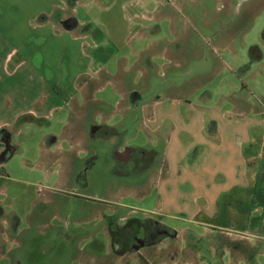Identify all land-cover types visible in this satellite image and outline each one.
Returning <instances> with one entry per match:
<instances>
[{"label":"rangeland","instance_id":"obj_1","mask_svg":"<svg viewBox=\"0 0 264 264\" xmlns=\"http://www.w3.org/2000/svg\"><path fill=\"white\" fill-rule=\"evenodd\" d=\"M7 1L13 0H1V4L6 5ZM17 1L14 0V4ZM36 1L43 5L50 2L27 0V3ZM249 3L243 0H83L74 6L75 18L84 24L78 30L88 32V38L82 42L83 51L78 48L79 42H72L66 35L57 37L53 35L54 31L22 25V31L13 32L18 27L17 23L26 21V17L14 15L12 26L8 27L9 38L15 45L10 67L22 59L26 60L37 67L47 82L59 89L66 88L77 71L83 70L85 75L89 72L94 79L81 80L80 84L84 83V86L80 87L85 88L81 102L99 105L97 100H103L108 104L109 115H116L114 110H117V102L121 98L117 89L123 90L122 85L125 84L130 91L136 90L143 95V101L160 102L162 113L175 121V140L182 138L180 132L184 123L178 121L179 115H196L195 120H200V117L209 120L216 116L220 123L229 119L225 118L226 114L232 115L229 110L233 107L228 100L236 95L230 94L226 85L236 79L229 69L228 51L218 42L227 38L228 31L236 29L249 7L252 10L251 26L245 33V39L249 42L258 40L264 29V0ZM192 78L197 81L196 86L191 84ZM246 81L252 101L259 99L264 94V80L256 74L254 79ZM189 87L193 89L192 95L187 93L191 90ZM59 114H55L46 126L12 127L9 133L13 136L7 133L0 140V164L8 156L4 148L10 145L16 148V152L3 164V171L0 170V264H34V258L39 264H144L141 262L146 260L168 264L184 260L178 248L183 236L179 230H174L177 234L173 239L151 245L154 248L141 256L130 253L116 255L110 245L106 255L86 254L84 246L89 237L95 235L101 239L103 232L99 230L102 227L99 222H103L101 212L105 208L108 214L110 209L113 214L122 209L117 214L131 218L150 214L172 228L185 230L187 239L183 240L188 250H184L187 261L182 264H194L195 251L191 247L195 242L201 246L203 258L210 264H264V201L253 200L241 205L235 203V194L231 191L222 193L213 201L212 194L215 193L196 189L202 181L200 176L186 177L178 174L177 169L169 176L165 209L160 207L156 191L140 199L126 191L99 188L105 177L100 173H95L89 186L77 183L73 176L67 181L65 176L57 175L55 171L65 169L70 165L69 161L63 156L46 159L39 151V145L45 143L48 135V145L52 136L58 138L56 145H50L54 151L58 146L62 152L71 150L66 154L79 149L78 143L72 145L68 140L65 131L68 126L58 121ZM101 115L104 117L99 119L104 123L106 115ZM117 120L115 116L108 124L114 125ZM227 125L225 122L222 128L226 136L232 131ZM116 132L118 140H126L122 129ZM90 136V130L86 129L82 136L84 147L92 148L94 138ZM126 142L129 146H148V137L140 132ZM179 148L182 152L183 144L173 141L170 149L174 150L176 157ZM224 149L221 148L222 153L213 160V167L227 172L231 160L228 156L222 157ZM95 154L91 151L74 155L73 159L79 157V160L73 161V169L83 171L87 160ZM203 178L215 184L212 173ZM186 181L196 186L186 191ZM228 181L225 179L226 183ZM243 194L246 196V192ZM196 210L200 214L194 219ZM203 216H209L211 223L200 222ZM115 224L108 221L106 227L109 230ZM206 231L212 232L213 238L204 234L196 241L190 239L191 232ZM107 235L110 236L109 233ZM93 247L99 249L95 245ZM35 249L40 250L36 252ZM3 253L5 255L1 256Z\"/></svg>","mask_w":264,"mask_h":264},{"label":"crops","instance_id":"obj_2","mask_svg":"<svg viewBox=\"0 0 264 264\" xmlns=\"http://www.w3.org/2000/svg\"><path fill=\"white\" fill-rule=\"evenodd\" d=\"M82 1L50 0L48 4L43 5L39 2L37 4V1L34 4L27 3V0H18L14 4L13 0L10 3L7 1L6 5H2L0 0V140L9 133V130L13 129L12 127L19 129L20 127L46 126L55 114L60 113L58 121L65 127L68 126L66 127L67 129L64 127L68 140L72 145L78 143L79 149L73 150L75 152L72 154H66L71 150L62 152L58 146V149L54 151L50 145L52 143L56 145L58 138L52 136L51 139L53 138V140L48 145L50 136L48 135L45 143H42L41 146L39 145V151L41 156L46 159H60L63 156L65 160L69 161L70 165L66 166L65 169L55 171L57 175L65 176L67 181L73 176V179L77 182V176L80 172L78 169H73V161L79 160V157L73 159L74 155L92 151L96 152L95 157L100 156V158L96 160L92 158L94 165L87 173L88 182L86 186H89L94 181L95 173H100L105 177L101 180L102 183L100 182L99 188L110 191H126L140 199L156 191L160 200V207H164L162 209H165V193L169 191V176L174 173L175 169L178 170V174L186 177L192 175L200 176L202 181H200V186L196 187V189L215 193L212 194L213 201L220 195L222 196V193L229 191L235 194L233 196L235 203L239 202L238 204L241 203V205L244 202L250 203L253 200L264 201V163L262 162L264 158V94H261L259 99L252 101L250 86L247 81L245 82V79H254L256 74L260 75L264 80V29L259 34L258 40L249 42L245 39V33L251 26V8L249 7L245 10L237 23L236 29L233 32L228 31L227 38L218 42L220 47L228 51L227 54L231 60V63L228 64L229 69L235 74L236 79L235 81L230 80L226 85L229 93L236 95L234 99L228 100L229 105L233 107L232 110H229L232 115H225V118H229L225 121L229 124L227 127L231 128L232 131L227 136L224 135L222 128L225 122L220 123L215 119L216 116L209 118V120L201 117L200 120H195L197 118L196 115L190 116L192 115L190 114L189 117H181L179 115L177 116L179 118L178 121H183L184 123L183 128H181L183 131L180 132L182 138L177 137L174 140L173 135L177 134L174 125L175 121L162 113L160 102H154L153 100L148 103L146 100L143 101V95L138 94L136 90L130 91L125 84L122 85L123 90L117 89L121 98L117 102V110H114L116 115L111 112L109 115L107 111L108 104L103 100H97L99 105L81 102L82 97L85 95V88L80 87V85L84 86V83L80 84L81 80L85 78L94 79L91 74H88L89 72L85 75V71H77L67 87L59 89L54 84L47 82L46 77L37 67L26 60L22 59L13 68L10 67L13 54L15 53V45L9 38L8 27L12 26L10 24L14 15L24 16L26 21L25 23H17L18 27H15L13 32L22 31L20 30L22 25L32 26L29 28L38 30L54 31L53 35L57 37L66 35L72 42H79L78 48L83 51L82 42L88 38V32L84 29L78 30L84 24L79 22L74 16V6L80 5ZM243 1L250 2L249 4L251 5L256 0ZM41 7H45L44 11H40ZM17 21L21 22L20 19ZM195 78L191 79L193 81L191 84H194V86H196L197 82ZM187 93L192 95L193 89L191 88ZM101 113L106 115L103 118L104 123L99 119L104 117ZM252 113L254 114L253 117L251 116ZM115 116L118 117V120L114 125H109V120L114 119ZM166 123L170 125L166 126ZM86 129L90 130V137L94 138L92 140V148L84 147L85 141L82 136L85 135ZM117 129H122L126 140L128 138L132 139L139 135L140 132L144 133L148 137L146 144L148 146L135 144L129 146L126 140H118L116 138ZM10 136L12 137L13 134H10ZM173 141L175 144L177 141L180 145L183 144V151L181 152L179 148L177 157L173 154L174 150L171 151L170 149ZM221 148H225L222 157L225 155L231 160L230 169L227 172L224 169L219 171L218 168L213 167V160L222 153L220 151ZM128 149L131 150L129 151ZM117 154H123L126 159L124 165L119 164L121 167H117ZM10 158L11 156L8 159ZM100 160L101 162L97 163ZM208 173L213 174L214 185L213 181H207L203 178ZM225 179L226 181L229 179V181L226 183ZM114 181L116 182L113 183ZM221 183L226 184L220 186ZM192 186L195 187L196 185L189 181L184 183L186 191H190ZM244 192H246V196H244ZM201 197L204 196L201 194ZM115 205L118 206L119 204ZM126 209L129 211V208ZM105 211L106 208L103 213L101 212L103 222H99L102 226L99 230L103 232L101 239L95 235L89 237L84 246L86 254L106 255L107 246L109 247V245L111 246L109 248L116 255L130 253L131 255L138 254L141 256L151 250V248H154V246L150 245L139 250L120 251L115 246L113 236L106 225L111 217L118 215V211L123 210L118 209L115 212L116 214H113L111 209L109 214L105 213ZM199 214L198 210L194 211V219ZM149 215L146 214L138 218L125 217L126 219L130 218L131 220L144 223L153 221L162 226L167 232L166 234H163V232L161 233L162 235L160 234L161 238L158 243L164 242L169 238L173 239L177 234L174 230L181 231L183 236L180 243H178V248L180 253H183L184 260L179 259L178 261L174 260L167 263H186V251L188 250L184 243V240L187 239L185 238L186 231L180 228H172L164 220ZM123 217L120 216V220L117 222L120 223L124 220L125 217ZM203 217L202 220H199L200 222L211 223L209 216ZM170 233L173 236H170ZM204 234L213 238V233L209 234L207 231L206 233L191 232L189 235L190 239L196 241V238L200 239L204 237ZM179 235L181 234L179 233ZM92 245L99 249H94ZM200 247L196 242L191 247L195 251L194 264H210L204 260ZM39 250L35 249L36 252H39ZM4 253L9 255L6 252ZM4 253L1 256H4ZM36 261L37 258H34V264H39ZM141 263L155 264L156 262L146 260Z\"/></svg>","mask_w":264,"mask_h":264},{"label":"flooded vegetation","instance_id":"obj_3","mask_svg":"<svg viewBox=\"0 0 264 264\" xmlns=\"http://www.w3.org/2000/svg\"><path fill=\"white\" fill-rule=\"evenodd\" d=\"M53 140V138L51 139ZM11 146V145H10ZM8 146V148H4L5 153L8 152L11 148H13L12 146L10 147ZM129 151L131 149H128ZM124 155H126L124 153ZM124 155H118L117 154V162H118V166L117 167H121V165H124V161H126V159L124 158ZM94 160H96L98 158L97 157H93ZM147 160L148 157H146ZM87 164L86 166L83 168V171L80 170L78 176H77V183L82 184L83 186H86L88 179H87V172H89V169L93 168V159L91 158V160H87ZM121 164V165H119ZM117 220H120V216L119 215H115L114 217H111L109 221H113L115 222V226L111 227L109 230L111 232V235L113 236L114 242H115V246L123 252L129 251V250H139L143 247H148L150 245H152L154 242H158L160 240V236L162 235L161 233L163 232V234H166L167 230H165L162 226H160L159 224L155 223V222H138L137 220H131L129 219H124L122 220L120 223L116 222ZM169 232V231H168ZM161 234V235H160ZM171 234V233H170ZM168 235V233H167ZM169 236V235H168ZM170 236H173V234H171Z\"/></svg>","mask_w":264,"mask_h":264},{"label":"trees","instance_id":"obj_4","mask_svg":"<svg viewBox=\"0 0 264 264\" xmlns=\"http://www.w3.org/2000/svg\"><path fill=\"white\" fill-rule=\"evenodd\" d=\"M12 147H13V146H12ZM15 150H16L15 147H13V148L10 149L8 156H7L5 159H3V160H2V164H0V170L3 171V164L6 163V162L9 160L8 158H9L10 156H12V155L16 152ZM1 167H2V168H1ZM4 176L6 177V175H4ZM1 178H2V177H1Z\"/></svg>","mask_w":264,"mask_h":264}]
</instances>
